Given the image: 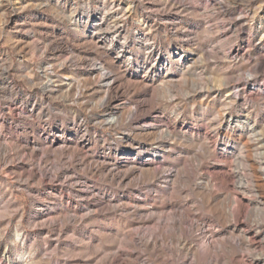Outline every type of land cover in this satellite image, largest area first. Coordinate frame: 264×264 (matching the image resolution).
<instances>
[{
	"label": "rangeland",
	"instance_id": "obj_1",
	"mask_svg": "<svg viewBox=\"0 0 264 264\" xmlns=\"http://www.w3.org/2000/svg\"><path fill=\"white\" fill-rule=\"evenodd\" d=\"M263 211L264 0H0V264H264Z\"/></svg>",
	"mask_w": 264,
	"mask_h": 264
},
{
	"label": "bare ground",
	"instance_id": "obj_2",
	"mask_svg": "<svg viewBox=\"0 0 264 264\" xmlns=\"http://www.w3.org/2000/svg\"><path fill=\"white\" fill-rule=\"evenodd\" d=\"M101 39V38H100ZM149 49V48H148ZM103 70H104V67H101ZM109 73H104V75H108ZM107 85L108 86H110L109 85V83H107ZM151 157V158H150ZM150 157H149V159L147 160V161H142L141 162V166L140 167H142V168H145V169H147V170H150V172L152 171L153 172V174H156V173H158V171L161 169L159 166H158V164H161L162 165V162L161 161H159L158 159H157V156L156 155H154V154H152V155H150ZM152 174V173H151ZM240 174V175H239ZM237 175L239 176V180H238V187L239 188H246V187H248V186H250L249 185V182H248V180H246V179H244V178H241V173H237ZM237 184V183H236ZM252 187V186H251ZM250 187V188H251ZM253 188V187H252ZM252 188H251V191H252ZM255 188V187H254ZM254 190V189H253ZM228 194V193H227ZM227 198L228 197H226V201H227ZM224 199V198H223ZM228 200H229V203H230V205H229V215L231 216V217H233V218H235V219H237L239 216H238V209L237 208H235V207H233L231 204L233 203V198H231V197H229L228 198ZM228 202V201H227ZM236 203V202H235ZM226 204V203H225ZM228 208V207H227ZM228 211V210H227ZM240 212V211H239ZM264 212V211H263ZM229 217V216H228ZM238 220V219H237ZM225 236H227V235H225ZM243 236V235H242ZM245 236V235H244ZM234 238V237H233ZM248 238V237H247ZM215 248V247H214ZM209 258V257H208ZM211 262H212V260H211Z\"/></svg>",
	"mask_w": 264,
	"mask_h": 264
}]
</instances>
